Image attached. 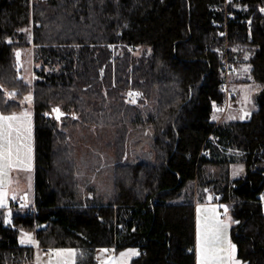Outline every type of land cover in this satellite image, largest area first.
Here are the masks:
<instances>
[{
    "label": "trees",
    "instance_id": "16d2710c",
    "mask_svg": "<svg viewBox=\"0 0 264 264\" xmlns=\"http://www.w3.org/2000/svg\"><path fill=\"white\" fill-rule=\"evenodd\" d=\"M31 46L33 82L17 61ZM227 61L248 62L244 81L263 84L243 119L216 118ZM30 93L35 205L10 219L0 208V264L35 259L22 229L40 247L77 248L79 264L128 247L139 249L131 264H197L196 201L208 193L230 205L237 256L264 264V0H0V111ZM93 127L117 156L110 189L89 195L75 130ZM133 139L152 155L133 158ZM235 161L245 174L233 177Z\"/></svg>",
    "mask_w": 264,
    "mask_h": 264
},
{
    "label": "rangeland",
    "instance_id": "374dc122",
    "mask_svg": "<svg viewBox=\"0 0 264 264\" xmlns=\"http://www.w3.org/2000/svg\"><path fill=\"white\" fill-rule=\"evenodd\" d=\"M18 53L17 61L21 75L26 80L33 82L35 80V69L37 66H40L34 59V47L20 48ZM230 70V90L227 89L228 98L225 103L218 107L217 117L225 120L243 119L258 107L257 95L263 88V84L253 80L244 81V79L251 78V65L248 62H235ZM233 88H236L237 91H234ZM30 96H33L32 93L26 96L29 99H26L27 103L24 106L25 113L32 110ZM59 112L62 116L61 110ZM3 115L2 117L15 116L18 119L0 120V130L5 134L10 132L12 141V166L6 167L4 174H0V185L6 182L13 168H15L14 176L16 179L26 182L33 172L31 166L33 163L35 164V133L31 130V120L26 119L23 122L25 130L22 132L19 129L20 116L16 114H11L10 116ZM92 132L94 134H91ZM75 134H77L78 138L76 140L79 147L77 160L78 176L81 181L82 190H84L85 194L93 195L94 192H99L100 189H110L117 149L113 144H109V134H100L95 127L92 129H76ZM73 140L75 142V137ZM132 142L131 145L127 143L126 146L133 158L136 157V153L144 155L142 152L152 155L150 145L145 141L133 139ZM17 149H19V160L27 163L30 159L27 167L24 164L16 163ZM147 158L149 157L147 156ZM231 172L233 177L245 174V164L241 161H235L232 164ZM89 188L93 190L87 192ZM0 192L3 193L4 190L0 188ZM6 209L7 218L10 219L13 210ZM196 214L197 264H206L208 257H211V264H248L237 256V246L231 234L235 219L228 203L216 200L213 198L212 193H208L205 200L196 201ZM27 237H31L30 242L27 240ZM20 241H24V244L36 246L35 260L26 264H79L78 250L73 246L50 247L51 252L49 255H46L43 252V247L39 246V241L33 230L22 229ZM108 252L105 248L99 249L98 262L95 264H131L133 257L139 254V249L136 247H128L120 251L115 249L109 255Z\"/></svg>",
    "mask_w": 264,
    "mask_h": 264
},
{
    "label": "crops",
    "instance_id": "0c3cea01",
    "mask_svg": "<svg viewBox=\"0 0 264 264\" xmlns=\"http://www.w3.org/2000/svg\"><path fill=\"white\" fill-rule=\"evenodd\" d=\"M245 82H247V81H245ZM233 89H234V91H237L236 88H233ZM30 106H31L32 110L30 112H27L26 113L27 115H25V111L23 108L21 110L10 112V113H3L0 111V117L4 116L3 114H6L5 116H10L11 114H13V115L16 114L17 116H20L19 129L22 132H24V130H25V126L23 125V122L26 119H30L31 120L30 121L31 130L33 131V133H35V114H34V106H33V96L31 97ZM218 116H219V113H218ZM248 116H249V114H248ZM217 118L219 120V117H217ZM34 141H35V134H34ZM31 167L33 168V172H32L31 177L26 182L23 179H22L23 181H18L16 179V177L14 176L15 168H13L10 171L6 182H3V184L0 185L1 190H4L3 193L0 192V201H2V204H0V208L4 207V208H9L11 210H14L15 208H17L15 206H13L12 202H11V199L15 195L19 196L25 202V204L23 206H20V208H28V207L35 205V164L33 163V165ZM100 249H103V248H100ZM98 251H99V249H98ZM33 261H30V262H33ZM27 263H29V262H27Z\"/></svg>",
    "mask_w": 264,
    "mask_h": 264
},
{
    "label": "snow or ice",
    "instance_id": "6c2138e0",
    "mask_svg": "<svg viewBox=\"0 0 264 264\" xmlns=\"http://www.w3.org/2000/svg\"><path fill=\"white\" fill-rule=\"evenodd\" d=\"M17 56H19V53H17ZM14 95V94H13ZM130 96L136 95L135 93H129ZM29 99V98H25ZM135 103V100L132 101ZM54 111L58 114L57 118H59L60 112L59 109H54ZM25 115H27L25 113ZM3 119H18V117H0V120ZM7 145V146H5ZM19 149H17V161L18 164H24L25 167H27V163H30V159L27 161H21L18 157ZM12 166V141H11V133L5 134L2 130H0V174H4L5 168ZM0 204H2V201H0ZM226 210V209H225ZM27 240L30 242L31 237H27ZM24 241H22L23 243ZM106 251V250H104ZM210 251V250H209ZM206 264H211V257H208L206 259Z\"/></svg>",
    "mask_w": 264,
    "mask_h": 264
},
{
    "label": "built area",
    "instance_id": "2783aa9c",
    "mask_svg": "<svg viewBox=\"0 0 264 264\" xmlns=\"http://www.w3.org/2000/svg\"><path fill=\"white\" fill-rule=\"evenodd\" d=\"M230 67H231V63L227 61V63L225 64L226 72H228V69H229ZM225 86H226V88H227L228 90H230V89H229L230 87H229L228 79H227V81H226V83H225ZM215 196H217L218 199H220V197H221V196H219V195L213 193V197H215ZM11 202H12V205H13V206H16V207H20V206H23V205L25 204L24 200L21 199V198H20L19 196H17V195H15V196L11 199ZM114 250H115V248H109V249H108V251H109V252H108V255H109L110 253H112ZM43 252H44L46 255H49L50 252H51V248H50V247H45V248H43Z\"/></svg>",
    "mask_w": 264,
    "mask_h": 264
},
{
    "label": "water",
    "instance_id": "95a60500",
    "mask_svg": "<svg viewBox=\"0 0 264 264\" xmlns=\"http://www.w3.org/2000/svg\"><path fill=\"white\" fill-rule=\"evenodd\" d=\"M52 113H54L56 115V117L58 116V114L54 111V109H53ZM59 118H61V114L59 115Z\"/></svg>",
    "mask_w": 264,
    "mask_h": 264
}]
</instances>
